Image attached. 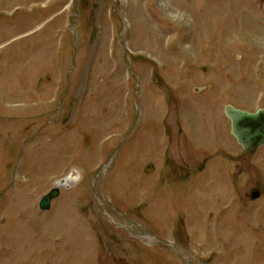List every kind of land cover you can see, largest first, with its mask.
Segmentation results:
<instances>
[{
	"label": "rangeland",
	"instance_id": "374dc122",
	"mask_svg": "<svg viewBox=\"0 0 264 264\" xmlns=\"http://www.w3.org/2000/svg\"><path fill=\"white\" fill-rule=\"evenodd\" d=\"M227 104L264 107V0H0V264H264Z\"/></svg>",
	"mask_w": 264,
	"mask_h": 264
},
{
	"label": "water",
	"instance_id": "95a60500",
	"mask_svg": "<svg viewBox=\"0 0 264 264\" xmlns=\"http://www.w3.org/2000/svg\"><path fill=\"white\" fill-rule=\"evenodd\" d=\"M226 114L231 120L232 133L236 136L238 142L244 146L245 153H256L264 145V108H259L253 112L227 105ZM149 167L150 169L153 168L152 165ZM59 194V188L52 189L41 199V209H50L52 199L59 196ZM259 196L260 192L258 190L252 192L253 198Z\"/></svg>",
	"mask_w": 264,
	"mask_h": 264
},
{
	"label": "bare ground",
	"instance_id": "6f19581e",
	"mask_svg": "<svg viewBox=\"0 0 264 264\" xmlns=\"http://www.w3.org/2000/svg\"><path fill=\"white\" fill-rule=\"evenodd\" d=\"M61 185L63 186V184L61 183Z\"/></svg>",
	"mask_w": 264,
	"mask_h": 264
}]
</instances>
